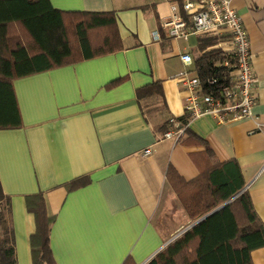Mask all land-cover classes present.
<instances>
[{"label":"crops","instance_id":"1","mask_svg":"<svg viewBox=\"0 0 264 264\" xmlns=\"http://www.w3.org/2000/svg\"><path fill=\"white\" fill-rule=\"evenodd\" d=\"M50 2L64 12H115L124 49L14 82L23 127L0 131V182L11 199L17 264H32L36 221L26 197L40 193L56 217L51 248L57 264H148L195 222L172 191L168 169L186 182L196 179L207 148L221 164H239L264 224V0H231L254 55L252 116L222 124L209 115L191 120L194 137L182 141L164 139L161 131L167 123L177 128L170 121L185 117L182 56L190 54L194 62L199 56V35L174 39L161 27L181 12L180 4ZM216 37L228 48L226 34ZM155 84L161 93L140 101L138 90ZM148 148L152 155L142 156ZM80 178L87 184L67 189ZM160 222L169 236L159 230ZM252 260L264 264V248Z\"/></svg>","mask_w":264,"mask_h":264},{"label":"trees","instance_id":"2","mask_svg":"<svg viewBox=\"0 0 264 264\" xmlns=\"http://www.w3.org/2000/svg\"><path fill=\"white\" fill-rule=\"evenodd\" d=\"M220 42L219 37L199 35L194 73L204 88L208 80L225 83L227 73L221 66L225 52ZM123 49L115 12H64L55 9L50 0H0V131L23 127L16 80ZM155 93H161L158 84L138 90L137 96L141 101ZM179 121L186 126L179 140L194 137L187 127L188 117ZM174 129L167 123L162 135ZM204 156L200 176L190 182L171 167L167 172L171 189L188 218L199 220L234 200L170 243L148 264H254L252 253L264 248V224L255 211L239 164L234 160L221 164L208 148ZM87 182V178L77 179L67 189H78ZM26 207L36 221V231L30 238L32 264H57L51 248L56 217L49 213L45 195L27 196ZM163 225L158 223L159 230L169 236ZM0 264H17L11 199L4 194L1 182Z\"/></svg>","mask_w":264,"mask_h":264},{"label":"built area","instance_id":"3","mask_svg":"<svg viewBox=\"0 0 264 264\" xmlns=\"http://www.w3.org/2000/svg\"><path fill=\"white\" fill-rule=\"evenodd\" d=\"M167 1L181 6V12L162 22L161 27L170 38L188 41L194 35L228 36V48H225L226 44L219 45L225 52L221 66L227 75L223 78V85H219V79H214L208 80V87L204 88L203 81L193 72V57L190 54L182 56L186 69L179 77L188 92L185 104L188 122L206 115L213 117L219 124L250 118L256 101L253 90L258 78L252 65L254 55L250 49L248 31L242 18L232 8L231 0ZM153 38L157 42L161 41L158 30L153 33ZM170 124L177 128L166 133L163 138L179 141L186 126L175 119ZM150 155L151 148L142 152L144 157Z\"/></svg>","mask_w":264,"mask_h":264},{"label":"water","instance_id":"4","mask_svg":"<svg viewBox=\"0 0 264 264\" xmlns=\"http://www.w3.org/2000/svg\"><path fill=\"white\" fill-rule=\"evenodd\" d=\"M234 199H232L231 201H229L228 203L224 204L223 206H221L220 208L206 214L205 216H203L202 218H200L199 220L195 221L191 226H189L187 229H185L183 232H181L178 236H176L170 243H172L173 241H175L176 239H178L180 236H182L184 233H186L187 231L191 230L192 228H194L195 226L199 225L200 223H202L203 221H205L206 219H208L209 217H211L212 215H214L216 212L220 211L223 207L227 206L229 203H231Z\"/></svg>","mask_w":264,"mask_h":264},{"label":"rangeland","instance_id":"5","mask_svg":"<svg viewBox=\"0 0 264 264\" xmlns=\"http://www.w3.org/2000/svg\"><path fill=\"white\" fill-rule=\"evenodd\" d=\"M169 244H170V243H169ZM169 244H168V245H169ZM168 245H167V246H168ZM167 246H166V247H167ZM166 247H165V248H166Z\"/></svg>","mask_w":264,"mask_h":264}]
</instances>
